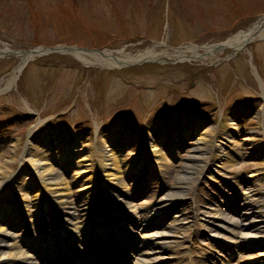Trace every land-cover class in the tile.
Masks as SVG:
<instances>
[{
  "label": "rangeland",
  "instance_id": "374dc122",
  "mask_svg": "<svg viewBox=\"0 0 264 264\" xmlns=\"http://www.w3.org/2000/svg\"><path fill=\"white\" fill-rule=\"evenodd\" d=\"M130 3L131 0H0V44L17 49L24 47L26 40L35 38L44 45H52L60 41L65 44L96 47L103 42H107L110 44L114 43L115 47L118 48L125 45L128 41L132 43L137 40L146 42L145 37L149 38L148 40L163 41L171 45L177 44L180 46L190 43H214L225 40L239 29H246L255 19L264 15V0H170L167 16L163 21L167 26L164 25L165 28H162L158 14L163 17V12L165 11L164 0H135V2ZM149 5H152V9H150ZM127 14L130 15V18ZM94 27L97 31L93 32L92 29ZM103 28H107L109 32L107 33V30ZM112 37L116 39V42L107 40ZM145 42L144 44L133 46L131 51L134 52L140 48H144L148 45ZM257 42V44H249L246 51H240L239 54L244 59L241 60L242 67L249 68V53H251L250 58L258 55L260 65L264 69V38L258 39ZM149 44L151 45V43ZM258 48L259 54L257 53ZM215 58L214 56L208 57L206 60L189 62L190 64H181L178 61L172 63L174 65L162 67L148 65L138 69L133 68L123 73L120 71L113 73L114 70L108 69L101 70L102 73L106 74L104 77L106 86L103 89V97L106 98L105 112L103 114L106 118L100 117V121L101 119H110L114 114L120 117L126 116V114H119L120 111L118 112V110L120 108L117 109V105L113 110V106L110 104L111 99L120 94L119 101L123 103V108H125V105L135 103L136 105L133 107L135 113L138 114V110L148 113L153 121L151 124L153 126L149 127L150 118L147 120V123H139V128L145 127L144 131L148 133H151L159 124V122L154 121L164 115L165 111H158L160 109L164 110L169 104L180 105L185 103L186 106L195 108L199 99L210 103L215 95L214 92L208 90V84L213 86L212 82L217 83L219 92H223L224 87H229L227 81L221 82L217 80L218 78L224 80L229 74V70H217L219 73L217 76L214 67L218 63L221 65V62L215 61ZM44 61L50 62L49 64H44ZM44 61L32 62L33 64L30 63L27 67L24 74V81H26L25 89H28L29 92L32 91V93L31 96L25 95L30 103H37L36 99H44L43 88L46 85H50L51 78L41 76L52 69L53 74H58L57 82L49 94L51 99L50 108H52V105L59 100L62 93L71 90V81L78 74L83 77V71L78 65H70L71 62H63L62 58H50ZM16 62L17 59L15 57L9 60H0V77L6 69L5 75L2 77L9 75L10 70L16 65ZM210 68L212 69L211 74L213 77L207 75V71ZM49 74L51 75V71H49ZM97 75L89 77L90 83L93 82V79L98 78ZM39 76L41 79H39ZM240 76L244 78V83L247 84V87L251 86L247 70L240 72ZM30 85H35L33 86V90ZM88 86L90 87L89 82ZM91 86L94 87L93 84ZM34 90L37 95L35 97ZM90 92L95 98V91L92 90ZM20 94H22V91L17 87V81L7 91L0 93V122L7 119L8 121L10 120L7 123V129L5 127L0 128V166L2 170H7L6 173L16 170L19 166L21 155L23 157L27 155L23 153L26 139L25 137H18L17 134L24 130L23 128H25L29 117L24 115L23 117L11 118L14 115H19V112L21 113V109L19 108L22 106V102L18 101V99L20 100ZM153 96H155L154 100H152ZM159 99L161 101L155 110L140 106V104L146 107L152 106ZM78 102H80V97L75 88L73 94L64 96L60 105H66L67 107L74 105L73 110H75ZM187 103L191 105H187ZM199 106H203V104ZM46 107H49V105L46 104ZM71 117L74 118V116ZM44 120L42 119V121ZM68 120L70 119L68 118ZM47 124H50L49 127H51V121H48ZM170 125L172 126L173 124ZM239 125L234 126L237 131L248 129L246 123L242 122ZM228 126L229 124L224 127ZM249 127L251 131L255 130L257 135L256 122L252 121ZM250 129L246 131H250ZM207 132L208 134L210 133L209 130ZM13 139L14 141L12 142ZM206 139L208 141V136ZM84 140L85 138L81 142L76 140V143H82ZM7 142L12 146H6ZM185 143L187 146H184V150L181 151L183 156L181 157V153H178L177 158L172 160V164H169L168 153L165 149H161V145V150L155 155L159 162L166 166L167 169L172 167L173 173H167L174 178L170 187L176 185V174L181 171L184 165L191 161L189 156L190 147L193 144L197 145L196 134L186 139ZM83 144L86 145L87 142ZM229 144H234L233 138H231ZM240 145H242L241 154L247 156L248 162H255L254 164L251 163L252 165L247 164L249 166L248 169L256 166L254 171H259V180L264 181V156L257 157L250 155L251 152L246 147L247 145L243 143H240ZM34 149H38L42 154L49 152L48 149L44 151L43 148L36 146ZM194 153L200 157L198 152ZM204 155L205 153L203 152ZM128 157V155L124 156V158L121 157L123 158L121 162L119 156H117L119 165L121 166L120 172H122L120 186L126 192H130L135 187L136 181H139L137 176L142 171V166L138 169L140 162L138 161V164L132 167L133 163H129ZM222 160L225 162L224 165H216L226 166L228 169H231V166L235 165L233 167L237 168L230 171H234L237 174L245 170L243 166H238L239 159L232 161L231 157L229 161ZM62 164L65 165L64 160L56 163L54 168L59 171V174L63 175L67 184L69 183L74 188L78 185V179L76 178L79 169L76 164L73 165V162L67 168L63 167ZM71 181L73 182L71 183ZM165 187L168 188V183H165ZM161 189L163 190L164 188ZM180 211L188 212L186 202L178 207L177 213ZM182 230H178V233L180 232L179 235L184 233Z\"/></svg>",
  "mask_w": 264,
  "mask_h": 264
},
{
  "label": "bare ground",
  "instance_id": "6f19581e",
  "mask_svg": "<svg viewBox=\"0 0 264 264\" xmlns=\"http://www.w3.org/2000/svg\"><path fill=\"white\" fill-rule=\"evenodd\" d=\"M264 35V18H261L253 23L251 27L244 31H239L235 35L228 38L225 42L217 45H213L211 47L204 46L205 49H207V53H214V52H220L223 49L226 48H242L245 47L246 43L249 41H252L253 39H256L258 37H261ZM198 48L195 46H188L186 48L177 49L176 54L174 53H168L166 51L156 52L153 50V48H148L144 51L138 52L136 54H127L124 57H119V54H115L114 56L111 51H103L101 53L99 52H92L93 57L95 60H98L100 63L98 66L102 67H119L123 65L124 63H130V62H136V61H145V60H162L163 55H168L172 58L181 59L186 57V52L190 51L192 52L191 57L192 58H198L203 56L202 54H197L196 50ZM47 49L45 48H38L34 51H27L21 53V58L19 59V62L17 65L13 68L12 73L6 78H2L0 81V93L11 86V84L16 80L17 75L21 71V69L25 66V64L28 62V60L38 54H43L46 52ZM80 51L74 52L76 55V58L80 60V62H83V64H89L92 63L87 60L84 54L79 53ZM0 53H10L9 49L2 47L0 49ZM189 57V56H187ZM94 63V62H93ZM175 138V136H174ZM250 138L252 139L253 136ZM204 136H199L197 138V141H203ZM247 139V138H245ZM248 147H251L252 143L248 142ZM146 144L149 146L150 152H156V146L154 143H151L150 139L146 140ZM108 144L106 141H101V145L99 147V164L101 166V171L104 173L106 178H113L117 179L118 176V167L116 164V158L114 155V151L112 148L107 150ZM198 150L202 149L203 146H195ZM29 150H32L30 147H28ZM27 148V151H28ZM88 149H83V151ZM201 152V151H200ZM264 153V146H262V143L260 145H252V154L255 156L261 155ZM82 159L84 161L85 157H87L89 154L87 153H81ZM226 156V153H225ZM190 158H197V155L192 154L190 155ZM228 157H225L227 159ZM222 159V153L217 154L216 162L218 163ZM195 162V161H192ZM35 164H33V168L38 176H40V179L45 182L48 188H50L52 191H54L55 197H60L61 199L57 202H60L61 205L65 206L67 202L64 199V195L67 193L63 190L66 188L65 181H62L55 172H53V169L48 165L44 159L41 157H37L36 160H34ZM197 164L196 163H188L184 165L179 172V174L176 177V180L179 183L186 184L190 179H193V172L196 170ZM200 164L198 163V168ZM89 167H92V162L85 166V169L81 170L82 172H88ZM3 172L2 167L0 166V176ZM250 176V175H249ZM110 178V179H111ZM91 177L87 178V181H89ZM234 184L235 182L232 181ZM238 184V183H237ZM179 186L175 191H171L169 194L171 198H167V203H164L162 205H158V209H155L156 214H158V218L162 222L167 223L166 226L160 230L157 229L152 233V236L155 237V241L150 243L147 241H142L141 243H136L135 252H131L132 257L134 260H136V264H161L160 261L172 257L175 253L169 251V247L171 246V243L175 242L174 238L176 235L174 232H176L177 228L181 227L182 220L180 218H177V216L173 218H166V214L168 213V210L172 208V202L174 204V201L178 198H180V193H182L181 188L183 186ZM240 186V184H239ZM181 187V188H180ZM241 188V186H240ZM256 188L254 185H251L248 183L244 178V185L242 186L241 192H239V198H238V204L241 208L238 209V213H241L240 218L233 219V217L225 216L222 217V220L229 223L238 224L239 221L241 222V229L242 232V241L241 246L244 247H251L253 245H257L259 241L263 240L260 239L261 237L258 236V233L261 232L263 229V221L260 220L261 216H264V192L259 191L257 192L255 190ZM263 196H261V194ZM116 200L118 203H121L125 206L128 212L133 213V217L136 214V211L134 209H130L129 207V201H125L123 198H118L116 196ZM58 205V204H57ZM175 206H177L175 204ZM59 207V206H58ZM227 207V206H226ZM60 214H62V210L60 208H57ZM224 210H221V213H223ZM208 215L212 217H216L215 215L209 214L207 210L205 211V218H208ZM153 214L149 216V219ZM81 218V217H80ZM65 221L62 220V218L59 220V230L60 232L65 235V233H72L74 235H77L79 232V226L82 225L83 218L80 220L79 224L77 222H73L68 217H64ZM168 220V221H167ZM137 223V222H136ZM44 224L46 225H52V223L49 221H44ZM173 227V228H172ZM165 229V230H164ZM77 233V234H76ZM66 236V235H65ZM24 238L21 237V241H23ZM81 243L79 245H82V240H79ZM60 242V241H59ZM58 242V243H59ZM76 244V243H73ZM28 243L25 242V246L28 247ZM142 247V249H140ZM28 249L21 248L20 242L13 241V236L11 235L10 231H3L2 224H0V264H38V262L35 259H32L33 257L30 253L25 252ZM140 256H143L142 258Z\"/></svg>",
  "mask_w": 264,
  "mask_h": 264
}]
</instances>
